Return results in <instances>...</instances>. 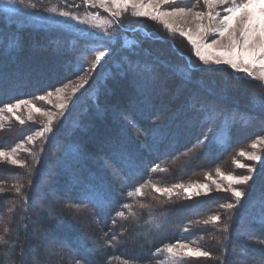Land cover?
Here are the masks:
<instances>
[{"label": "trees", "instance_id": "trees-1", "mask_svg": "<svg viewBox=\"0 0 264 264\" xmlns=\"http://www.w3.org/2000/svg\"><path fill=\"white\" fill-rule=\"evenodd\" d=\"M130 29L141 45L158 48L146 47L148 55L117 51L106 59L89 89L91 102L76 104L72 118L42 150L40 170L24 179L20 195L13 189L19 169L0 163V187L6 188L0 195V235L9 241L0 252L15 241L11 264H158V248L203 236L202 221L217 213L221 220L211 233V257L188 264H260L264 166L235 209L222 207L235 203L224 197L167 202L147 189L223 170L236 151L262 137L264 86L228 67L199 66L174 36L143 25ZM94 48L57 27L15 21L0 10V109L76 80L83 74L81 61L90 59ZM219 114L224 118L219 130L202 144ZM25 132H0V149L15 147ZM140 185H147L142 196H127ZM126 203L135 216L121 208ZM121 210L127 219L116 217ZM154 222L162 225L159 233ZM113 234L119 243H110ZM48 253L61 261L41 256Z\"/></svg>", "mask_w": 264, "mask_h": 264}, {"label": "snow or ice", "instance_id": "snow-or-ice-1", "mask_svg": "<svg viewBox=\"0 0 264 264\" xmlns=\"http://www.w3.org/2000/svg\"><path fill=\"white\" fill-rule=\"evenodd\" d=\"M13 0H0L5 7L10 5ZM92 4L95 5L99 3L105 11H109L110 8L115 10L111 11V15L115 18H119L122 13L127 12L129 7H131L133 16L138 17H149L154 21H161L166 30L173 34L179 33V35L186 37L191 43L194 49L195 56L204 65L214 64V65H228L232 70L237 73H243L244 78L258 79L262 82L261 86H264V0H202L203 4L206 6L207 11H193L192 7H173L170 6L169 10H162L161 5H168L169 0H91ZM179 2V0H177ZM84 3H88V0H84ZM75 6V5H74ZM217 9H220L219 11ZM52 12H56V8L50 9ZM59 15L63 17L70 18L72 20H77L78 17L71 15L68 12L61 11ZM191 19L196 24L195 32L192 29L185 31L182 27H174L173 23L169 21L168 18H187ZM97 23L94 25L96 28L104 29L105 25L111 26V21L100 20L94 17ZM207 19V23H204ZM84 23L85 21H80ZM118 22V20H117ZM105 36L111 37V33L105 31ZM150 35V34H149ZM212 36L213 38L209 42L207 37ZM110 43V42H109ZM110 47L109 44H103L92 50L94 59L90 64V70L95 71L97 66L101 64V61L109 54ZM195 66H191L189 69V74ZM84 65H80V70H83ZM88 81L84 80L83 83L77 87L82 88L84 84ZM76 89H73L75 91ZM64 92V88H56L55 93L57 98L60 99ZM53 92L49 91L46 95H40L34 97L40 101H45L48 97H51ZM50 103V101H49ZM26 106L28 110V119L32 120V113H40L48 117V122L43 125L40 130L35 131L34 135H28L25 137L26 141L30 144L35 143V139L43 138L47 133H51L53 116L50 112L44 111L32 104L29 100H18L15 103H8L3 105L0 109V121L5 119L3 113H11L15 116V119L23 125L25 121L21 119L20 116L16 115V112L22 107ZM57 108L64 110L67 105L63 102L56 105ZM0 130H3V124L0 123ZM207 138V137H206ZM260 143H264V139L260 140ZM258 145L256 143L252 144V148L255 149ZM29 151L23 148V141L13 147L10 151H5L0 149V161H7L12 166H17L20 168H25L27 165L25 161L17 158V151ZM240 156L246 157L248 160L260 162L262 157L255 152L246 153L241 151ZM237 167L247 168L248 175H232L225 174L217 169V175L228 182L226 188H222V185L216 180L213 183L216 185L217 190H223L225 192H230L231 197L234 198L235 203H227L222 205L225 209H235L238 207L240 202L244 199L246 193L234 185H248L249 181L253 179V173L256 169L251 166L235 161ZM159 170L158 167H153L151 171ZM208 179H212L211 176ZM147 185H140L136 187L134 191L127 193L128 197L134 195H143L142 188ZM152 189L161 195H167L171 199L175 189H182L184 193L187 194L188 199H192L193 194L195 196H200L201 192L205 195L210 194V189L208 184L204 183H190L185 186L182 183L174 184L171 187H157L155 184L151 185ZM14 192L16 195L21 194L22 185L17 183L13 185ZM6 191V188L0 187V195ZM47 193H43L46 195ZM24 204H27L28 197H22ZM262 203V218L261 223H264V200ZM106 204L111 206V202L107 201ZM140 208H145L147 205L139 204ZM122 209H128L130 216H135L136 213L132 211L131 204H123ZM14 208H8L9 213L13 212ZM116 217L121 220H125L128 217L125 215L123 210L116 213ZM221 220L219 214L210 215L208 219H204L202 224L204 226H215ZM112 222L116 223V218L114 217ZM195 223H200L196 221ZM162 225L159 222H154V230L159 233L161 231ZM185 232L189 231L187 227L183 229ZM224 231H228V227L225 226ZM5 233L8 232V228L5 227ZM18 239V234H17ZM110 243H119L116 234L111 237ZM9 244L8 240H5L3 235H0V245ZM15 252V241H13L9 248H5L0 252V254L5 255V264H11L12 256ZM157 254H166L161 264H188L189 258H209L211 253L202 250L200 247H190L189 243H183L177 241L175 243H169L162 248L156 250ZM79 264V262H77ZM260 264H264L261 261Z\"/></svg>", "mask_w": 264, "mask_h": 264}, {"label": "rangeland", "instance_id": "rangeland-1", "mask_svg": "<svg viewBox=\"0 0 264 264\" xmlns=\"http://www.w3.org/2000/svg\"><path fill=\"white\" fill-rule=\"evenodd\" d=\"M170 6L192 7L193 11H202V12L207 11V8L203 4L202 0H179V2H177V0H169V4L161 5V9L165 11L169 10ZM52 8H56L57 11L56 12L50 11V9ZM0 10L3 11L4 13H7L9 16L11 15L12 19L15 21H22L23 23L34 24L35 26L57 27L64 33H70L74 36L85 39L89 44L94 45V47H99L103 44H109L110 47L109 54L105 57L103 61H101V64L97 66L95 71H91L89 67L92 60L94 59L93 55L90 57V59L88 60L83 59L81 61L82 62L81 64L84 65L83 74L76 80H73L61 87L64 88V92L61 95L60 99L57 98L55 91H53V95L51 97H48L45 101H40L38 99L29 100L32 104H35L37 107L41 108L42 110L50 112L52 114L53 131L51 133H47L46 136L43 138L35 139L34 144L28 143L25 138L22 140L23 148H26L29 151L25 152L18 149L16 155L18 159L25 161L27 166L25 168L13 166L18 168L21 173L20 178L17 182L21 185L24 179L29 181L28 177L40 170L42 150L48 144L49 140L55 136L57 130H59V127L63 123L69 121L70 118H72L76 104L79 101H81V99L87 102H91L90 98L92 97V93L91 91H89V89L92 85V82L94 81L95 78L94 75L96 71L103 65L106 59L117 51H128L131 53H140V54L148 55L146 49L147 48L149 49L151 46L154 45H149V46L145 45V47L141 45V42L136 37L137 32L135 31V29H130V27L133 25H143L148 30L162 31L168 34L169 36H174L176 39H180L181 41H183V43L187 45L196 63L201 67L212 68L217 66H224V67H228V69L234 72L235 74L239 76H244L243 73L235 72L228 65H224V64L204 65L195 56L193 46L187 40L186 37L179 35V33L173 34L170 31L166 30L161 21H154L149 17L133 16L131 14L132 12L131 7H129L127 12L122 13L119 18H115L111 15V11L115 10L114 8H110L109 11H105V9L101 7L99 3L93 5L91 0H88V3H84V0H13V2L7 7H5L3 3H0ZM217 10L219 11L220 9ZM61 11L68 12L71 15L78 17V19L72 20L70 18L63 17L59 15V12ZM97 16L100 20L111 21L112 22L111 26L105 25L104 29L94 27V25L97 23V20L94 19V17ZM168 19L170 22L173 23L174 27H182L185 31H187L188 29H192V31L195 32L196 30V24L191 19L190 16L187 18H175V19L170 17ZM80 21H85V22L81 23ZM207 22H208L207 19H205L204 23ZM117 24H121L123 28L119 27L118 29L116 27ZM105 31L111 33V37L105 36L104 35ZM212 38H213L212 36L207 37L209 42L211 41ZM151 48L153 49L158 47H151ZM248 79L254 80L258 82L260 85H262V82L259 81L258 79H252V78H248ZM84 80H87L88 82L84 84L82 88L77 87L78 85L83 83ZM73 89L76 90L73 91ZM61 102L67 105V107L64 110H61L56 107V105ZM3 115L5 119L3 121H0V123L3 124V130H0V132L18 129V130L26 131L25 132L26 136L34 135L35 131L40 130L42 126L46 125L48 122V117L46 115H42L36 112L32 113V120H29L28 110L26 106H22L16 112V115L20 116L21 119L25 121L23 125H21L15 119V116L13 114L7 113L5 111ZM221 115L222 114L218 115L216 121L213 123L212 129L206 134V136L202 140V144L210 142V140L213 137H215L216 132L219 130L221 122L224 119L223 116ZM261 139H264V135L254 140L250 144L246 145L243 149L236 151L229 159L224 169L220 170L225 174H232L237 176L248 175L249 173L247 168L237 167L235 161H239L242 164L254 167L256 169L255 173L252 174L253 179L249 181L248 185H234V187H238L241 190L245 191L244 189H247L249 187V184H251L255 180V178H257V176L259 175V171L262 170L264 166V143H260ZM22 141H20L18 144H20ZM106 143L107 142H105V144ZM253 143H256L258 145L255 149L252 148ZM241 151L246 153L255 152L256 154L260 155L262 159L260 162L248 160L246 157H242L239 155ZM0 163H5L10 165L7 161H0ZM209 176H211L212 179H208ZM213 180H216L218 183H220L222 185V188L227 187L228 182L226 180L221 179L217 175V172H213L209 174L203 173L199 175L196 181L191 182V183L208 184L210 189L209 195H205L203 192H201L200 196H195V194H193L192 199H188L187 194L184 193L182 189H175L171 199H169L167 195H161L159 193H156L152 189V187L147 190H150L153 196L167 202L175 201V202L183 203L193 200L195 198L208 197L210 195L216 197L217 196L224 197L227 198L228 200L235 202L234 198L231 197L230 192L217 190L216 185L213 183ZM188 184L190 183L184 185L187 186ZM23 188H25L24 184L21 188V192ZM247 191H245L246 195H247ZM201 227L204 228L205 231L204 235L194 237L193 240L189 242V246L193 248L200 247L202 250L209 251L211 247L210 245L213 240L212 238L213 236L211 233L212 230L216 229L217 227L216 225L204 226L202 223H201ZM44 247H46V249H49L51 245L48 242L44 245ZM160 255L162 259L158 262V264H161V261L164 260L166 254L161 253ZM41 256L42 257L44 256V258L47 261H51V262L61 261L59 260L60 259L59 257H57L52 253H48L47 255L41 254ZM190 259H197V257L189 258V260Z\"/></svg>", "mask_w": 264, "mask_h": 264}]
</instances>
